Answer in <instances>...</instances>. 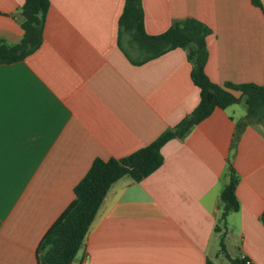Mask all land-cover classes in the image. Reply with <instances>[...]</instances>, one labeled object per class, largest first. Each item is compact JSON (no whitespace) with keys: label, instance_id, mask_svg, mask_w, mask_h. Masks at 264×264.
Returning a JSON list of instances; mask_svg holds the SVG:
<instances>
[{"label":"crops","instance_id":"crops-1","mask_svg":"<svg viewBox=\"0 0 264 264\" xmlns=\"http://www.w3.org/2000/svg\"><path fill=\"white\" fill-rule=\"evenodd\" d=\"M38 50L0 64V264H39L37 248L96 158H124L189 117L201 100L183 48L144 59L120 42L125 0H49ZM142 0L158 35L195 18L211 30L206 73L264 83V0ZM25 0H0V39L24 35ZM237 96L241 93L234 91ZM244 99L216 107L161 148L163 164L108 190L82 264H264V126L239 128ZM233 167L240 207L222 219ZM224 235V251L221 236Z\"/></svg>","mask_w":264,"mask_h":264},{"label":"trees","instance_id":"trees-1","mask_svg":"<svg viewBox=\"0 0 264 264\" xmlns=\"http://www.w3.org/2000/svg\"><path fill=\"white\" fill-rule=\"evenodd\" d=\"M255 2L259 4L257 0ZM49 7V0H25L22 6L23 38L14 45L0 39V64L23 60L40 48ZM210 32L205 23L189 17L178 21L161 34L150 35L144 27L142 0H125L119 18L120 42L124 35H128L130 44L141 51L144 59L160 56L175 48L185 49L192 63L193 82L200 88L201 100L189 117L151 144L124 158H96L93 161L74 188V200L41 240L37 248L39 264H82L83 258L76 260L75 255L83 246L88 230L112 184L126 175L135 181L149 176L163 164L162 146L174 137H184L195 123L210 115L216 107L226 108L244 99L247 114L239 123V128L250 123L264 126V83H226L221 86L207 75V36ZM234 91L241 95L237 96ZM239 180L238 173L230 167L229 182L220 195L224 220L231 211H237L240 207L236 193ZM262 221L264 223V213ZM223 239L224 235L221 236L222 251L225 248ZM233 262L238 264V260ZM208 264L215 263L209 260Z\"/></svg>","mask_w":264,"mask_h":264},{"label":"water","instance_id":"water-1","mask_svg":"<svg viewBox=\"0 0 264 264\" xmlns=\"http://www.w3.org/2000/svg\"><path fill=\"white\" fill-rule=\"evenodd\" d=\"M17 16H18V18H19L21 21L24 20L23 16H22L20 13H19ZM82 255H83V247H81V248L77 251V253H76V255H75V259H76V260L81 259Z\"/></svg>","mask_w":264,"mask_h":264},{"label":"built area","instance_id":"built-area-1","mask_svg":"<svg viewBox=\"0 0 264 264\" xmlns=\"http://www.w3.org/2000/svg\"><path fill=\"white\" fill-rule=\"evenodd\" d=\"M243 264H256L252 259L248 258L246 255L242 256Z\"/></svg>","mask_w":264,"mask_h":264},{"label":"rangeland","instance_id":"rangeland-1","mask_svg":"<svg viewBox=\"0 0 264 264\" xmlns=\"http://www.w3.org/2000/svg\"><path fill=\"white\" fill-rule=\"evenodd\" d=\"M80 260V259H79Z\"/></svg>","mask_w":264,"mask_h":264}]
</instances>
